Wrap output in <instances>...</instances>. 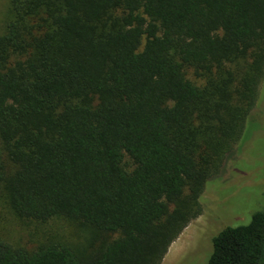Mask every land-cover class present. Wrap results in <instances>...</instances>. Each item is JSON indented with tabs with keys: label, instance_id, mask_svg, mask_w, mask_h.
I'll return each mask as SVG.
<instances>
[{
	"label": "trees",
	"instance_id": "1",
	"mask_svg": "<svg viewBox=\"0 0 264 264\" xmlns=\"http://www.w3.org/2000/svg\"><path fill=\"white\" fill-rule=\"evenodd\" d=\"M262 80L264 0H11L0 197L116 237L89 258L0 238V264H162L258 128ZM212 247L207 264H264V211Z\"/></svg>",
	"mask_w": 264,
	"mask_h": 264
},
{
	"label": "rangeland",
	"instance_id": "2",
	"mask_svg": "<svg viewBox=\"0 0 264 264\" xmlns=\"http://www.w3.org/2000/svg\"><path fill=\"white\" fill-rule=\"evenodd\" d=\"M10 3L0 0V34L10 19ZM256 107L258 128L252 129L242 144L235 145L225 168L208 182L201 197V215L171 245L162 264H207L215 235L227 226L248 224L255 212L264 211V80ZM114 237L64 217L46 222L19 218L8 200L0 197V238L14 246L33 249L53 242L87 249L91 244L93 247L83 252L89 258Z\"/></svg>",
	"mask_w": 264,
	"mask_h": 264
}]
</instances>
